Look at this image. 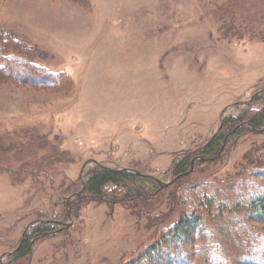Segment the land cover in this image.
<instances>
[{
	"label": "rangeland",
	"instance_id": "obj_1",
	"mask_svg": "<svg viewBox=\"0 0 264 264\" xmlns=\"http://www.w3.org/2000/svg\"><path fill=\"white\" fill-rule=\"evenodd\" d=\"M0 31V54L16 59L0 70V264H264L250 208L264 195V132L171 171L225 117L264 106V0H0ZM98 164L162 190L70 212ZM190 213L200 221L188 239L139 258ZM47 221L60 222L55 233L10 261Z\"/></svg>",
	"mask_w": 264,
	"mask_h": 264
},
{
	"label": "trees",
	"instance_id": "obj_2",
	"mask_svg": "<svg viewBox=\"0 0 264 264\" xmlns=\"http://www.w3.org/2000/svg\"><path fill=\"white\" fill-rule=\"evenodd\" d=\"M1 37L2 32L0 31V39L3 40L4 38ZM7 46L8 44H2L4 49ZM16 50H19L18 53L20 52L21 54L19 58H21V62L26 66V72L28 73V71L35 70L36 68L34 65L30 64L29 60V56H31L32 53L22 47H16ZM22 51L26 52L27 55H23ZM15 60V58H7V56L0 54V70L4 71L10 69V65H13V61ZM252 100H254V97L249 101ZM245 131L254 133L264 132V106L256 112L244 113L236 117L227 116L221 120L217 132L213 134L202 147L187 155H183L180 159L177 158L173 160L171 171L174 177L184 176V174L190 170L192 163L218 159L227 142L232 137L241 136ZM2 170L5 169L2 168ZM20 171L29 175H33V172H35V170L28 169H21ZM139 179L149 180L153 184L152 190L147 191L145 186H143V181ZM161 185L158 179L143 175L136 169H113L98 164L87 173L85 180L81 183L80 194L79 196L76 195L78 201L75 203L70 202V212L73 213L75 207H79L87 200H101L108 204H116L124 200L129 205L133 203H145L149 196H153L162 190ZM73 186H75V184H73ZM204 205L208 206L206 202H204ZM250 208L253 218L264 223V195L252 199L250 201ZM70 212H68L69 215H71ZM199 221L200 217L193 213L181 215L175 225L166 231L158 242L151 244L139 258L143 259L144 256H149L154 262L161 259V257L165 255L164 253H166L164 249L161 250L163 243H166L167 240L173 242L185 241L192 235V231L196 228ZM57 225H60V222L47 221L46 223H41L34 227L30 233L26 231L20 244L11 253L10 261L20 262L28 257L32 251V241L34 239H41L53 235L55 230H57ZM170 259L171 258H169V262L171 261Z\"/></svg>",
	"mask_w": 264,
	"mask_h": 264
},
{
	"label": "water",
	"instance_id": "obj_3",
	"mask_svg": "<svg viewBox=\"0 0 264 264\" xmlns=\"http://www.w3.org/2000/svg\"><path fill=\"white\" fill-rule=\"evenodd\" d=\"M188 173H189V171L186 172L184 175H186V174H188ZM175 178H177V177H175ZM175 178H173L172 181H170L169 183L164 184V186H166V185H168V184H171V183L175 180Z\"/></svg>",
	"mask_w": 264,
	"mask_h": 264
}]
</instances>
